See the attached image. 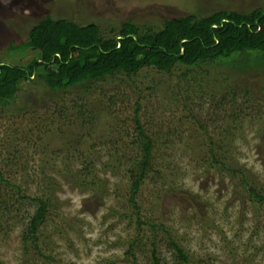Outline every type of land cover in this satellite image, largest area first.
<instances>
[{"label": "rangeland", "instance_id": "obj_1", "mask_svg": "<svg viewBox=\"0 0 264 264\" xmlns=\"http://www.w3.org/2000/svg\"><path fill=\"white\" fill-rule=\"evenodd\" d=\"M256 9H264V0H0V63H14L11 44L26 43L31 28L48 15L80 26L96 24L112 37L129 20L156 30L168 18ZM31 51L22 66L32 59ZM249 58L240 63L246 70L241 75L214 64L171 73L146 68L106 78L88 90L52 92L34 77L23 82L13 104L0 108V170L26 196H47L49 212L36 246L25 244L31 209L0 183V264H154L153 242L161 264H182L168 234L153 228L161 224L190 264H264V205L255 198L252 203L244 185L248 179L264 196V89L258 86L264 83V55ZM185 72H190L187 80ZM136 110L155 143L157 163H165L163 178L152 173L136 197L149 226L139 224L129 203L123 167L102 156L100 163L111 170L93 189L63 170L77 167V161L70 162L79 157L72 154L73 143L86 134L100 149L122 143L134 156L129 144ZM234 112L238 123H226ZM202 129L215 138L217 158L226 168L212 164ZM51 158L56 170L48 165Z\"/></svg>", "mask_w": 264, "mask_h": 264}, {"label": "trees", "instance_id": "obj_2", "mask_svg": "<svg viewBox=\"0 0 264 264\" xmlns=\"http://www.w3.org/2000/svg\"><path fill=\"white\" fill-rule=\"evenodd\" d=\"M101 33L96 24L80 26L67 19H54L49 15L41 19L31 28L26 43L11 44L9 56L15 58L14 63H0V108L11 106L17 99L23 82L32 77L52 92H65L82 86L88 90L93 83L104 81L106 78L119 74L133 76L146 68L171 73L184 68L189 71L197 67L202 68L203 65L217 64L232 68L240 75L244 74L246 70L239 68L242 61L250 59L255 52L264 55V9L248 13L220 10L207 16L186 15L168 18L164 20L163 26L156 30L150 25H140L129 20L112 37H105ZM27 50H33L32 54L30 53L32 59L22 66L20 60H25ZM249 70L259 72L261 69ZM189 73H183L184 80L188 79ZM258 83L259 88L264 89L263 81ZM248 98L247 96L246 100ZM248 102L247 100L246 104ZM139 106L141 103H138L140 110ZM139 110H136L135 116V135L129 144L134 148V156L130 155L129 146L122 143H110L111 147L100 149L91 143V138L86 134L76 140L79 144L73 143L72 154H79V157H73L70 162L72 164L74 160L77 161V167L73 170L68 166L63 170L80 186L93 189L97 188V184L103 183L100 180L101 174L111 170L108 163H100L102 156L110 160L109 163H116L114 167H123L124 177L130 181L129 203L136 211L139 224L149 226L152 223L140 217L141 208L136 197L152 173H157L163 178L165 163L161 166L157 163L155 143L141 125ZM82 114L85 115L81 113V116ZM239 119L240 115L234 112L226 118V123L236 124ZM88 126L89 124L85 129ZM203 130V147L209 152L212 164L217 168H226L223 159L217 158L215 138L206 129ZM226 133L227 130L223 132ZM85 139L90 143L86 145ZM104 150L108 152L104 153ZM55 160L51 158L48 165L53 164L56 170ZM228 170L233 175L237 173L231 168ZM44 174V171L38 174L42 181L40 175ZM5 175L0 170V183L12 188L17 193L16 201L19 200L18 203L31 209L25 220L23 242L36 246L39 229L49 212V200L47 196L42 197L39 194L26 196L22 187L10 178L6 179ZM244 185L248 188L251 202L255 204L256 199L264 205L263 194L253 187L248 179H244ZM158 227L168 234L170 246L174 253L182 258V264H190L189 256L168 232L167 227L161 224L153 228ZM152 247L153 263L161 264L154 242Z\"/></svg>", "mask_w": 264, "mask_h": 264}, {"label": "water", "instance_id": "obj_3", "mask_svg": "<svg viewBox=\"0 0 264 264\" xmlns=\"http://www.w3.org/2000/svg\"><path fill=\"white\" fill-rule=\"evenodd\" d=\"M118 39H120V37H118ZM30 79H32V78H30Z\"/></svg>", "mask_w": 264, "mask_h": 264}, {"label": "bare ground", "instance_id": "obj_4", "mask_svg": "<svg viewBox=\"0 0 264 264\" xmlns=\"http://www.w3.org/2000/svg\"><path fill=\"white\" fill-rule=\"evenodd\" d=\"M64 161V160H63Z\"/></svg>", "mask_w": 264, "mask_h": 264}, {"label": "clouds", "instance_id": "obj_5", "mask_svg": "<svg viewBox=\"0 0 264 264\" xmlns=\"http://www.w3.org/2000/svg\"><path fill=\"white\" fill-rule=\"evenodd\" d=\"M30 79V78H29Z\"/></svg>", "mask_w": 264, "mask_h": 264}]
</instances>
